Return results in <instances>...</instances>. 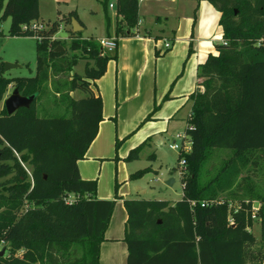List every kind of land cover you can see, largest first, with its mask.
<instances>
[{"label": "trees", "instance_id": "trees-1", "mask_svg": "<svg viewBox=\"0 0 264 264\" xmlns=\"http://www.w3.org/2000/svg\"><path fill=\"white\" fill-rule=\"evenodd\" d=\"M207 1L220 13L223 38L198 67L197 87L188 98L190 151H180L171 170L184 160L182 198L123 201L126 264H264V190H247L242 177L264 152V0ZM6 18L10 37H34L22 28L38 22L39 0H0V19ZM71 18L77 20L75 13L66 27ZM116 18V35H132L137 0H116ZM58 29L54 23L37 32L35 76L7 78L0 62V264H99L114 209V201L95 198L97 183L80 177L78 162L103 120L102 99L92 88L116 56L70 29L69 48L56 52ZM80 61L81 75L73 72ZM48 83L65 107L60 116L38 113L37 99ZM10 84L24 97L35 96L29 108L11 115L3 105ZM74 92L81 97L73 98ZM145 144L125 160H137ZM253 197L260 204L258 240L250 230ZM231 198L241 207L232 224Z\"/></svg>", "mask_w": 264, "mask_h": 264}, {"label": "crops", "instance_id": "crops-1", "mask_svg": "<svg viewBox=\"0 0 264 264\" xmlns=\"http://www.w3.org/2000/svg\"><path fill=\"white\" fill-rule=\"evenodd\" d=\"M137 2L138 21L132 35L116 37L115 26V37L106 36L117 40V48L111 53L116 60L108 62L106 72L92 88L102 99L103 120L84 159L78 162L80 177L97 183L95 198L114 200V209L122 213L120 223L113 228L112 220L108 224L100 246L99 264H126L127 257L123 242L127 218L123 201L128 199L125 194L113 197L112 183L103 186L102 175L110 174L108 169L114 161L116 167H121L122 161L126 165L131 150L164 132L178 119L180 107L190 101L188 98L197 87L198 67L209 54L216 53L215 45L223 38L220 13L207 0ZM141 18L153 21L151 27L142 26ZM78 23L83 30L82 23ZM165 42H170L169 49L164 48ZM170 78L176 79L172 87H168ZM139 129H146L142 139L147 136L139 145L124 149L116 146L120 138L131 136ZM131 172L126 170L125 183L138 180L130 179L135 173ZM132 189L136 195L145 192L139 185H133Z\"/></svg>", "mask_w": 264, "mask_h": 264}, {"label": "rangeland", "instance_id": "rangeland-1", "mask_svg": "<svg viewBox=\"0 0 264 264\" xmlns=\"http://www.w3.org/2000/svg\"><path fill=\"white\" fill-rule=\"evenodd\" d=\"M114 7L110 9L109 6ZM116 0H39V20L37 24L48 30L54 23L59 24V29L55 33L52 41L58 47L63 49L69 48V29L71 25H65L66 19L70 14L75 13L77 21L82 23L84 29L80 31L82 39H101L107 35L115 37L116 26ZM72 19V18H71ZM142 26L148 27L153 24L151 20H143ZM10 25V19H0V62L4 64L14 65L15 67L4 69V76L7 78H29L35 76L36 72V44L37 40L34 37H10L8 34ZM116 37H119L116 35ZM161 43V42H160ZM115 62V60H110ZM84 61H80L73 69L74 73H83ZM170 78L167 80L168 87H172L176 79ZM165 82V84L167 83ZM166 86V85H165ZM14 89L13 84L8 86L5 99L11 94ZM169 89V88H168ZM71 96L75 99H79L81 96L79 93H71ZM4 99V100H5ZM59 96L55 95L54 87L51 83L43 88L42 92L37 99V110L40 117H52L60 116L64 113V105H58ZM169 101V100H168ZM4 102V101H3ZM184 103V102H183ZM57 104V105H56ZM172 105H167L170 108ZM191 108V102L182 104L178 111V119L172 121L169 128L164 132L151 136L149 140H146V144L139 152L137 160L130 161L122 166L116 167L114 161L108 171L110 174L104 173L101 177L103 186H106V182L112 183L113 197H118L125 194L127 199L139 198L142 200H157V201H169L176 203L182 198V186L180 176L178 172L171 173V170L177 167L178 150L169 149V145L175 142L180 144V141L176 139L177 135H184L187 128V118ZM120 124L123 125V122ZM141 129V128H140ZM137 130L134 134L128 137L120 138L118 142V148L124 149L126 146L136 147L145 138L142 139L146 133V129ZM225 154L220 155L223 158ZM258 163L256 166L248 165L250 169L248 172H243L242 177H246V182L243 184L247 190L258 189L261 192L264 190V152L257 153ZM125 166H127L125 168ZM29 171V167H27ZM148 169L149 171L140 179L136 181L124 182L126 170L136 172L137 170ZM131 172V173H132ZM111 176L110 179L107 176ZM115 178L117 179L115 181ZM173 178L174 184L172 186H166L167 179ZM128 179V178H127ZM109 180V181H108ZM133 182V183H132ZM139 185L145 190L144 193L139 195L135 194L132 186ZM241 197V195H238ZM241 199L249 200V196H243ZM232 204L228 210L227 222L232 220V214L241 210L240 204L237 202V198H231ZM255 203L256 199L252 198ZM114 201V200H112ZM115 206V201H114ZM122 213L118 209H113L109 222L112 220V228L118 222ZM251 233L256 240L260 237V226L258 220H253L251 227ZM3 249L0 247V252ZM5 252V251H4ZM3 255V254H2ZM0 255V256H2Z\"/></svg>", "mask_w": 264, "mask_h": 264}, {"label": "built area", "instance_id": "built-area-1", "mask_svg": "<svg viewBox=\"0 0 264 264\" xmlns=\"http://www.w3.org/2000/svg\"><path fill=\"white\" fill-rule=\"evenodd\" d=\"M138 1H143V0H138ZM110 8L112 7L111 5L109 6ZM24 31H29L35 34L34 38H36L37 41H41V37H39L37 35L38 30L42 29L37 23H32L28 26H24L22 28ZM97 42L99 43V46L101 48V51L103 54H111L113 53L116 48H117V40L115 38H102L100 40H97ZM164 48L165 49H169L170 48V42H165L164 43ZM189 117V116H188ZM176 139H178L180 141V144H176L175 142H173V144L169 145V149L171 150H178L179 152H183V153H188L190 151V146H191V141L189 139V137L186 135V133L184 135H177ZM184 160L181 159L179 162V167L177 169L176 172H178L180 178L183 175L184 172ZM74 200V198L72 196H70L67 200L68 203L72 202ZM260 208V204L255 202L252 204V219L253 220H258L257 218V213L259 211ZM230 224H232V220L229 221Z\"/></svg>", "mask_w": 264, "mask_h": 264}, {"label": "water", "instance_id": "water-1", "mask_svg": "<svg viewBox=\"0 0 264 264\" xmlns=\"http://www.w3.org/2000/svg\"><path fill=\"white\" fill-rule=\"evenodd\" d=\"M71 24H72L71 31L73 33H79L82 30V27L79 25L76 19L72 18ZM59 51H62L61 47H58L56 49V52H59ZM13 67L15 66L10 65V64H4L5 70L9 68H13ZM34 98H35L34 95L30 97H24L20 95L17 88H14L11 94L4 100L3 105L5 107L7 114L11 115L21 108H29ZM173 182H174V179L170 178L165 182V185L172 186ZM3 253H4V250L0 252V255H2Z\"/></svg>", "mask_w": 264, "mask_h": 264}]
</instances>
